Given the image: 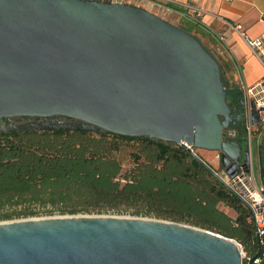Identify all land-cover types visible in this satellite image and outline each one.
Instances as JSON below:
<instances>
[{
	"label": "water",
	"instance_id": "water-1",
	"mask_svg": "<svg viewBox=\"0 0 264 264\" xmlns=\"http://www.w3.org/2000/svg\"><path fill=\"white\" fill-rule=\"evenodd\" d=\"M15 114L181 144L219 179L195 149L218 151L229 177L240 162L241 145L223 136L232 109L218 60L126 2L0 0V123ZM0 264H240V253L229 237L174 221L74 215L0 222Z\"/></svg>",
	"mask_w": 264,
	"mask_h": 264
},
{
	"label": "trees",
	"instance_id": "trees-1",
	"mask_svg": "<svg viewBox=\"0 0 264 264\" xmlns=\"http://www.w3.org/2000/svg\"><path fill=\"white\" fill-rule=\"evenodd\" d=\"M225 86L232 99L241 98L235 86ZM254 139L264 184V125L256 126ZM125 146L127 168L118 156ZM31 203L67 205L61 212L69 213L126 207L135 215L153 214L219 233L247 253L257 249L250 208L185 146L171 141L88 129L0 132V208ZM34 215L15 210L0 219Z\"/></svg>",
	"mask_w": 264,
	"mask_h": 264
},
{
	"label": "crops",
	"instance_id": "crops-1",
	"mask_svg": "<svg viewBox=\"0 0 264 264\" xmlns=\"http://www.w3.org/2000/svg\"><path fill=\"white\" fill-rule=\"evenodd\" d=\"M169 1L176 11L184 12L186 15L176 11L160 12L154 9L150 11L161 14V17L171 22L173 20L192 22L194 34L211 48L212 54L223 67V84L230 85V89H234L235 86L241 96L240 99H242L243 85H256L264 79L262 62L232 27L234 24H240L246 35L250 38L260 37L264 42V20L261 18L264 13V0ZM196 11L199 15L193 17L191 14ZM187 15H191V18ZM199 155L205 159L206 153L201 152ZM232 211L233 213L225 212L234 217L235 211Z\"/></svg>",
	"mask_w": 264,
	"mask_h": 264
},
{
	"label": "built area",
	"instance_id": "built-area-1",
	"mask_svg": "<svg viewBox=\"0 0 264 264\" xmlns=\"http://www.w3.org/2000/svg\"><path fill=\"white\" fill-rule=\"evenodd\" d=\"M112 2H126L141 6V3L147 4L151 9L160 12H174L175 7L169 0H105ZM145 8V7H144ZM149 10V9H148ZM181 15H186L184 12L176 11ZM194 15H199L198 11ZM187 15V16H191ZM192 17V18H193ZM191 18V17H190ZM261 18L264 20V13ZM245 40L249 49L262 62L264 66V42L260 37L250 38L246 35L240 24L232 26ZM264 79L252 86L243 85L242 101L244 103L243 119L246 130L248 132V143L252 129L258 125H264V87L262 83ZM254 114L259 119L258 125H252L251 115ZM247 143V144H248ZM248 151L250 154L249 144ZM237 173L227 179L221 178L224 184L232 191L243 204L248 206L252 212L255 234L257 236V249L252 253H247L240 243L236 242L240 253V264H264V186L257 181L252 159L236 164Z\"/></svg>",
	"mask_w": 264,
	"mask_h": 264
},
{
	"label": "rangeland",
	"instance_id": "rangeland-1",
	"mask_svg": "<svg viewBox=\"0 0 264 264\" xmlns=\"http://www.w3.org/2000/svg\"><path fill=\"white\" fill-rule=\"evenodd\" d=\"M142 7H145L146 9L149 10H153L151 9L147 4H142ZM160 14V13H159ZM160 16H162L160 14ZM174 24L182 26L183 28H185L186 30H191L194 33V30H192V28L194 27L192 22H189L187 20H173L172 21ZM202 45L212 54V51L210 50L211 48H209V46L205 43H202ZM213 55V54H212ZM214 56V55H213ZM225 86V85H224ZM226 87V86H225ZM228 93V94H227ZM228 96V97H227ZM241 97V96H240ZM226 99L227 102L229 103L230 107H231V103H233L234 99H232L231 94L229 93V91H227L226 88ZM236 101V100H235ZM256 129V127H254L252 129V133L250 136V141H249V149H250V154L249 157L250 159H252L253 161V165H254V171H255V175L257 178V181L262 184L264 186V184L262 183L260 177H259V171H258V166H257V155H256V142L257 139L259 140L260 135L257 136V139H254V130ZM240 134L243 135V137L246 139L248 132L246 131V129L242 126L240 128ZM256 141V142H255ZM128 149L129 146H125L122 149V152L118 155L119 158L122 161V165L123 168H127L130 164L129 161V157H128ZM199 151H201L202 153H206L205 156V161L214 169L217 170L218 174L220 175L221 178H223L224 180H226L228 177L226 175V173L224 172L223 165H221L220 161H219V152L218 151H213V150H203V149H199ZM198 149H196V152L199 154L201 152H199ZM204 158V157H202ZM219 207L222 210L227 211L228 213H233V211L228 208L226 205L224 204H219ZM70 207H68L67 205H61V204H40V203H31L27 206H23V205H18V206H14V207H10V206H4L0 208V214L3 213H11L12 211H22V210H28V211H33L34 213H36V215L34 216H28V217H15V218H10V219H0V222H6V221H11V220H22V219H29V218H42V217H58V216H74V215H102V216H122V217H139V218H148V219H157V220H167V221H174V220H169V219H162V218H158L153 214H139V215H135L132 213L133 209L130 208H126V207H120L118 209H103L101 212H97V211H78V212H74V213H69V212H61L62 209H69ZM72 209V207H71ZM49 213V214H47ZM174 222H178V223H182V224H186L195 228H199V229H204L198 226H195L189 222H180V221H174ZM207 230V229H204ZM210 231V230H209ZM213 232V231H212Z\"/></svg>",
	"mask_w": 264,
	"mask_h": 264
},
{
	"label": "flooded vegetation",
	"instance_id": "flooded-vegetation-1",
	"mask_svg": "<svg viewBox=\"0 0 264 264\" xmlns=\"http://www.w3.org/2000/svg\"><path fill=\"white\" fill-rule=\"evenodd\" d=\"M239 99V98H238ZM236 100V99H235ZM233 101L231 103L232 109V120L230 122V126L224 130L223 136L229 140L238 141L241 145V150L239 154V161L245 162L248 156V138L246 139L240 134V128L243 126L245 129V123L243 119V109L244 103L242 99ZM230 103V102H229ZM77 119H74L69 116H62V115H22V114H15L10 116H5L1 118L0 126H21L26 125L29 127L26 128H16V129H8L0 132H7V131H16V130H26V129H36V130H53V129H68V128H61L56 125H71V124H81ZM37 125H42L43 127H39ZM71 130V128L69 129ZM92 130V129H88ZM97 132H104V130H92ZM247 131V130H246ZM220 161V158H219ZM239 162V163H240ZM221 163V161H220ZM222 165V164H221ZM224 169V167L222 168Z\"/></svg>",
	"mask_w": 264,
	"mask_h": 264
}]
</instances>
